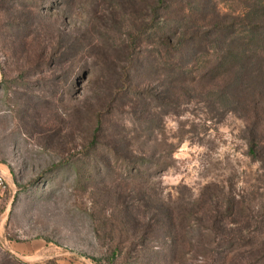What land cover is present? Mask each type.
Returning a JSON list of instances; mask_svg holds the SVG:
<instances>
[{"label":"rangeland","instance_id":"rangeland-1","mask_svg":"<svg viewBox=\"0 0 264 264\" xmlns=\"http://www.w3.org/2000/svg\"><path fill=\"white\" fill-rule=\"evenodd\" d=\"M0 264H264V0H0Z\"/></svg>","mask_w":264,"mask_h":264}]
</instances>
